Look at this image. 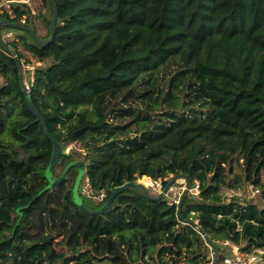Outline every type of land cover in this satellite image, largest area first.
<instances>
[{"label": "trees", "instance_id": "1", "mask_svg": "<svg viewBox=\"0 0 264 264\" xmlns=\"http://www.w3.org/2000/svg\"><path fill=\"white\" fill-rule=\"evenodd\" d=\"M56 2L53 41L17 29L5 40L13 53L0 45V264H205L210 242L220 264L230 252L223 240L264 248V0ZM41 5L40 16L14 6L1 17L21 23L26 14L36 33L39 17L48 38L53 4ZM20 44L42 62L33 78L24 70L29 93ZM158 73L170 79L164 94L155 93ZM138 97L145 107L132 103ZM162 102L169 107L151 111ZM33 107L64 149L54 174L82 160L81 184L107 193L93 199L80 187L85 207L101 208L138 178L166 186L187 173L199 192L181 215L167 195L132 188L112 210L88 213L74 200L77 175L49 185L54 144ZM77 142L83 150L66 152Z\"/></svg>", "mask_w": 264, "mask_h": 264}, {"label": "water", "instance_id": "2", "mask_svg": "<svg viewBox=\"0 0 264 264\" xmlns=\"http://www.w3.org/2000/svg\"><path fill=\"white\" fill-rule=\"evenodd\" d=\"M50 1L53 4V15H52V19L50 22V36L48 38H42V37L38 36V34L30 26H28L26 24H23L20 22H13V21L8 20L7 18H3L0 20V30H1V28L5 27V26L16 28V29H21V30H26L37 41L38 44H40L42 46L49 44L51 41H53V39L55 37V29H56V23H57V18H58L57 2H56V0H50ZM0 45L5 50H7L8 52L13 53V50L8 46L6 41L1 36H0ZM16 60H17L18 67H19V75H20L23 91L25 93H29L30 87L27 85L26 80H25L23 62L18 56H16ZM33 112L38 117V119L40 120L46 134L53 141V144H54V150H53L52 158H51V161H50V163L46 169V176H47V179L49 180V185H54V184H57V183H60L64 180H66L67 178H69V174H70L71 170L74 167H76L78 170V173H77L76 180L74 183V188H73L74 200L82 208H84L88 213H90V214L106 213V212L112 210L113 206H114L115 197L119 193L123 192L124 190H126L128 188L134 189L136 192H138L141 196H143L145 198H148L151 200H160V199L164 198L165 195L168 194V192H170V190L174 184L180 182L182 179H185L186 186L184 188V191L181 194V198H180L179 205H178V212L180 215L182 214V207H183L184 201H185L187 195L191 192V189L193 186L192 178L187 173H179V174L173 175L172 178L167 183V185L164 186L163 191L160 192L158 195H152L150 193L148 187L144 183H142L141 181L137 180L134 182H127L126 184L116 188L113 191L110 198L107 200V202L101 208H99L97 210H91V209L85 207V205L83 203V198H82L81 193H80V186H81L83 178L86 174V169H87L86 163L82 160H76V161L70 162L64 168L62 173L59 176H56L54 174V168L61 161V155L64 153L63 146L60 144V142H58L57 138L49 132L47 125L44 122L43 117L34 107H33ZM203 235L206 236V233L204 231H203ZM209 245L214 248L213 262H214V264H216L217 263L218 250L215 248L213 242H210Z\"/></svg>", "mask_w": 264, "mask_h": 264}, {"label": "built area", "instance_id": "3", "mask_svg": "<svg viewBox=\"0 0 264 264\" xmlns=\"http://www.w3.org/2000/svg\"><path fill=\"white\" fill-rule=\"evenodd\" d=\"M32 5H33V0H0V20L3 19L1 15H4V14L10 17L15 16L14 6H22L23 8H26V9L29 8L33 14H37V11H35V9L32 8ZM4 18H7V17H4ZM7 19L10 20L9 18ZM26 20H27V15L24 14L21 18V23L25 24ZM13 34H14L13 30L6 29L4 34L2 35V38L5 40L6 37L9 38ZM68 149H70V147H68ZM150 178L154 181V184L147 186L148 189L151 188L152 190L156 191V193L158 194L162 192L164 188L162 179L157 180L152 177ZM181 181L185 182V179H182ZM184 188H183V191H184ZM194 190L199 191V182H197V185L195 187L192 186L191 192H194ZM255 191H258V189H256ZM81 192L90 198L98 199V200H103L105 196L107 195L105 190H102L99 195H95L92 184L88 178H86V181L82 185ZM182 192H180L178 198H175L173 201H170V202L179 204ZM233 192L235 194H241V192H236V191H233ZM169 193L170 192H168L167 196L169 195ZM222 243L230 247V252L224 256L223 261L220 264H264V248L262 247L255 248L251 251H243L238 244L230 240H223ZM213 256H214V251L211 252V255L209 257L210 259L205 264H214Z\"/></svg>", "mask_w": 264, "mask_h": 264}, {"label": "rangeland", "instance_id": "4", "mask_svg": "<svg viewBox=\"0 0 264 264\" xmlns=\"http://www.w3.org/2000/svg\"><path fill=\"white\" fill-rule=\"evenodd\" d=\"M32 8H34L35 11H37V16H40L38 14L42 13L43 10H44V8H42V5H41V0H33ZM45 12L49 16V10H46ZM39 22H40L39 17H37L34 20V23L35 24L34 23H31V25L34 26V27H36L37 34L39 36H43L44 34H46L47 29L44 26V23L42 24V21L40 23ZM6 29H8V28L7 27L1 28L0 33L1 34H4V32H5ZM11 30H13L14 34L11 37H9V38L6 37L5 40H13L15 38V36H16V33H19V30H17V29H11ZM19 48L26 53V55H27L26 58H29L30 59V62H26L24 64V68L23 69L25 71H31V75L30 76H31V78H33L34 70H35L36 66L37 65H41L42 62L41 61H38L36 58H34L33 55L31 54V52L25 51V49L23 48V46L21 44H20ZM169 80L170 79L164 77L162 75V73H158L157 74V80H156V87H154L155 88V93H157V94H160V93L161 94H164V92H166L167 89L170 86V81ZM26 83L29 86V79H27V78H26ZM143 85H144L143 89H147V88H149V89L152 88L153 89V84H150V82L149 83L146 82ZM157 88H158V90H157ZM159 102H161V99H159ZM132 103L135 104V105H138V106L145 107V104L139 101V97L138 98H135V100H132ZM167 107H169L168 102H162V103H160V105L158 107H155V108L153 107V109H151V111H153V110L154 111H157L158 110L159 113H160L163 109H165ZM131 119H132L131 117H128L127 118V121H129ZM81 147H82L81 143L80 142H77V143L73 144V147L72 148L70 147V149H68V147H67L66 148V152H70L73 148H75V150H83ZM84 152H86V150ZM77 173H78V170L76 168L72 169V171H71V173L69 175V182L71 181V179H73L74 176L77 175ZM172 176H173V174H171L169 177H172ZM137 180L140 181V178H138ZM153 184H154V181H153ZM185 185L186 184H185L184 181H180V182L174 184L172 190L170 191L169 195L166 198H168L169 201H173L175 198H178L180 192L183 191V188L185 187ZM80 187H82V184H81ZM149 191L151 192V194L156 193V191L152 190L151 188H149ZM198 192H199L198 190H194V193H198ZM226 192H227V190H226ZM257 192L258 191L252 190V185L250 184L249 187H248L247 193L249 195H255Z\"/></svg>", "mask_w": 264, "mask_h": 264}, {"label": "bare ground", "instance_id": "5", "mask_svg": "<svg viewBox=\"0 0 264 264\" xmlns=\"http://www.w3.org/2000/svg\"><path fill=\"white\" fill-rule=\"evenodd\" d=\"M142 183H144L146 186H150L153 184V181L150 178H144L141 180Z\"/></svg>", "mask_w": 264, "mask_h": 264}]
</instances>
